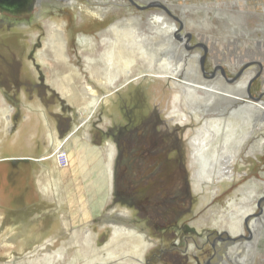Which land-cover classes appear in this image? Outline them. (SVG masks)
<instances>
[{
	"label": "rangeland",
	"instance_id": "1",
	"mask_svg": "<svg viewBox=\"0 0 264 264\" xmlns=\"http://www.w3.org/2000/svg\"><path fill=\"white\" fill-rule=\"evenodd\" d=\"M77 1L80 3L72 5L66 0L58 5L45 3L41 10L36 0L31 14L23 13L29 18L21 22L0 12V79L4 81L8 76L11 79L8 99L6 101L4 98L0 108V130L3 129L0 134L9 133L3 143L0 138V264H133L135 260L130 259L135 258L128 256L131 249L129 244L134 240L133 243L139 245L141 239L146 244V250L144 257L134 264L221 263L220 259L209 258L200 249L192 251L190 255L175 250L173 243L160 238L159 226L170 223L168 220L175 216L172 203H165L164 200L165 195L172 196L170 192L173 186L168 194L162 195V187L137 176L133 181L138 188L132 193L138 204L130 207L120 202L115 191L116 184L122 183L119 189L123 193L128 183L124 185L119 175L117 180L114 177L116 150L113 135L126 124V119L118 115L117 103L125 102L123 106H129L130 101L143 107L140 116L150 113L159 123L169 120L173 128L176 125L180 129L185 126L180 139L185 147V187L190 195L181 204L183 215L175 216L181 229L183 225H191L197 229H211L218 234L212 242L224 249V258L221 259L225 263L222 264H236L246 255L249 264H264V152L258 158L259 164L252 156L244 158L243 162L234 158L229 166L233 183L232 180H225L208 184V172L213 169V164L211 159L200 158L195 141L200 137L210 142L211 134L217 135L206 148L207 151H214L223 143V137V140L228 138L230 148L227 147L224 154L227 151L231 154L240 148L242 138L260 131L263 133L260 148L264 150V105L254 107L251 103L257 104L259 101L252 98L236 104L239 100L227 94V90L216 87L213 109H198L201 116L194 119L189 116L191 110L184 106L181 90L178 91L174 84L170 86L169 80L151 78L144 70H137L133 75L125 72L123 75L128 77H124L118 87H108L105 80H101L102 69L106 68L101 62L103 47L91 43L92 38L103 40L101 34L106 35L108 26L119 19L137 18L148 22L151 16L145 12L154 7L144 5L148 0ZM151 1H160L171 16L184 22L182 28L185 29L181 31L193 36L190 43L208 46L213 39L212 42L217 44V50L205 53L202 74L209 75L219 62L223 70L221 77H234L240 50L237 44H229L231 37L233 42L243 43L240 44L243 46L260 40L255 42L258 52L254 54L264 60V0ZM86 5L88 9L104 6L107 13H113L112 17L101 24V18L92 15ZM159 11L162 10L155 8L148 12ZM3 16H10L11 19H2ZM50 25L54 31L58 28L63 37L65 49L61 45L58 47L63 49L62 58L58 56L53 59L50 54L52 46L45 44L49 40ZM134 28L141 35L145 32L155 33L143 23H138ZM158 36L160 39L155 37L154 42L148 41V48L168 52L172 45L162 46L168 41L161 43L162 38L167 39L162 34ZM249 55L252 57V53ZM251 68L259 67L255 63ZM253 72L256 70L248 71L239 82ZM17 77H24L23 80L29 83L41 80L42 85L35 90L28 84L23 89V82ZM91 88L92 95L89 92ZM263 89L261 79L249 90L253 91V97L259 98L258 94ZM31 97L34 100L31 101ZM38 97L41 99L38 100ZM33 101L37 103L35 108L28 104ZM260 101L264 103L262 98ZM231 102L236 105L232 106ZM31 109H36V116L43 124H54L56 121L51 119L50 113L70 116L74 119L71 121L72 128L79 126L78 137L84 128L86 139L78 143L74 152L76 165L69 157V166L60 168L55 159L61 150L68 151L67 148L71 146L69 137L57 142L56 152L54 146H45L41 139L35 141L34 149H30L26 148L24 138H15L18 125L28 122L27 118L30 121L34 115L29 113ZM186 114L190 117L189 121L182 118ZM30 123L35 125L37 121L34 118ZM97 127H101L107 136L102 143L94 138ZM162 130L161 126L159 129L156 127L157 141L165 138ZM138 142L135 143L138 155L141 156L143 152L148 155L144 150L150 149L152 138H141ZM82 146L86 152L82 153ZM111 149L113 157L110 156ZM221 153L219 150V155ZM170 154L171 151H165L157 157L166 160ZM241 174H245V177L241 178ZM213 193H216L214 197ZM253 200H260L262 204H256ZM252 206L255 207V215L244 222L245 233L235 237V241H229L227 238L232 237L229 231L232 217H240ZM224 231H229V236ZM220 237L224 240H220ZM248 245L252 247V252L247 251ZM166 249L176 251L175 255L172 256L170 252L168 259L161 258L160 252Z\"/></svg>",
	"mask_w": 264,
	"mask_h": 264
},
{
	"label": "flooded vegetation",
	"instance_id": "2",
	"mask_svg": "<svg viewBox=\"0 0 264 264\" xmlns=\"http://www.w3.org/2000/svg\"><path fill=\"white\" fill-rule=\"evenodd\" d=\"M37 1L39 2V8L43 10L44 5L41 4V0H37ZM26 2L25 4L29 3V2L27 3ZM22 4L23 3L15 4L16 9H13L11 11H7L0 7V12H2L3 14H9L14 17L13 18L14 20L21 22L29 18L28 16L24 15L25 12H28V11H26L25 9H23V7H21ZM46 4H48V2H46ZM165 4L167 5V3ZM30 14L31 12L28 13V15ZM3 18L4 16L2 17V19ZM4 19H11V17L8 16L7 18H4ZM176 20L180 22L179 24L180 33L179 34L183 36L180 38L177 35L176 36L177 40H179L178 38H180L181 40L186 38L187 45L184 47V49L186 50L190 48L189 50L193 53V55L191 56H193L194 58H184L185 54L184 53L182 54L183 48L181 46H176L171 41H168L166 43L167 45H172V46L168 48V52L164 51V54H166L169 59L177 60L185 64V67L182 71V73H184V76L183 77L181 76V79L179 81V86L186 92L187 88L190 85L197 87L196 83L199 77L202 78L203 80L209 78L208 81H213L216 78V73L219 71L222 75L223 70H222L221 64L219 62H216L215 70L211 71L209 75L202 74L203 60H204L205 53L207 51L212 52V51L217 50V44L215 42H212L213 39L211 40V44H208V46L201 45V44H200L201 46H199L198 42H197V45L190 43V39L193 36L189 32L181 31V29L182 30L185 29V27L182 28L185 24L183 21H180V19L179 20L176 19ZM228 39L229 38H227V40ZM232 40H233V37H231V39L228 40L229 44L230 45L237 44L240 50V55L237 56V62H236L238 67H236L233 78L227 79V78L221 77L220 75V79H222L228 85H233V84L236 85L239 83V81L245 76V74L248 71L256 70L257 73H255V75L252 76L251 80L248 82V85L246 86L245 94H243L240 90H233V89L227 88V86L224 83H222L221 81H217L218 79H216L217 82H214L211 93H208V94L203 93L204 95L202 94V96L197 97L198 99L194 98L193 100H190L191 101L189 103L190 106L187 105L188 108L186 107L187 109H190L191 111L193 110L190 114H193L194 112H198V109H203L204 111L213 109V106L215 103L214 96L217 93V90H215L214 88L216 87H220L223 91L227 90L225 91L227 92V94L231 95L232 98L239 100V102H237L236 104L243 103V100L247 98H252L254 100L259 101L257 104L253 103L254 105L263 103L260 101V99L262 98L264 100V89L262 90L260 94H258L259 98L253 97L255 96L253 94V91L249 90L251 86H254V85H257V83H260L261 79L264 83V66L262 65V63H264V60L260 59V57H257V55L254 54L258 52V45H256L255 42L256 41L260 42V40H257V39L255 41L253 40L252 42H250V46L248 45L243 46V45H240L243 43H238L237 41L233 42ZM182 43L183 41L181 42V44ZM170 49H173V50L169 52ZM251 53H252V57L251 55H249ZM241 56L243 57L244 60L241 59ZM193 61L195 62V64L193 63ZM239 61L241 63H239ZM190 63H192V65H190ZM255 63L258 64L259 68L252 69L251 66ZM189 74L192 77L189 76ZM10 80L11 79L8 76L4 80V82L6 81L10 82ZM172 81L173 80H170L171 82L170 86H173L174 84ZM193 83H195V85ZM198 83H200V81ZM39 85H40V82H39ZM236 91H239V92H236ZM181 97L185 103L184 106H186V101L184 100V96L181 95ZM130 103L131 105L129 104V106L127 105L123 106L125 102L117 103L118 115L120 116V118L126 119V124L118 130L119 132L117 134L113 135V141H114V146L116 150L115 168H114L115 176L114 177L117 180V176L119 175L120 180L124 182V185L128 183V187L122 190V192L126 194V196L123 197L122 196L123 193H120L121 189H119L120 188L119 185H122V183L118 182L117 183L118 187H117V184L115 187L116 194L119 197L120 202H122L123 204H127L130 207H134L136 204H138L136 197L133 195V193L136 192V189L138 188L136 186L137 183L133 181L134 177L139 176L143 180H148V183L151 182L152 184H158L159 187L163 188L161 191L162 195H165L168 191H170V188L173 186L172 187L173 190L170 192L172 196L168 197L167 195H165L164 200L166 199L165 203H172L174 207L172 212L175 213V216L178 215L179 217L180 214L183 215L184 213L181 204L185 202V200H187L190 195V192L185 187V175H186L185 165H184L185 147L183 145V141L180 139L181 133L183 134V131H182L183 127L185 128V126L183 125H182L183 127L180 126L182 127V129H180L179 127L176 128V126L178 125L175 126L174 124L175 127L173 128V123L172 122L170 123L169 120L166 122L163 121L159 123L158 121L153 119V115H151L150 113L143 114L140 116V114L144 111L143 107L141 105H138L137 103L136 105H134V103H132L131 101ZM236 104L231 102L232 106ZM205 105H209V107L205 108L204 107ZM160 126L163 129L162 133H164L163 136L165 138L161 141L160 140L157 141L155 138L157 136L156 127H158L159 129ZM95 131H96L94 133L95 140L102 143L107 137L106 133L101 129V127H99ZM168 131L170 133H168ZM262 136H263V133L260 131H257L255 133H252L242 138L243 142L240 145V150L238 148L240 152L237 158L243 162L244 158L246 159L249 156H252L253 160L258 161L257 164H259L258 158L260 155H262L261 152H264V150L260 148V141L262 139L261 138ZM146 137L150 139L152 138V142L149 144L150 149L144 150L145 152H148V155L143 152L141 156H139L137 148L135 147V143H140L138 142V140H140L141 138H146ZM148 143L149 142H147V144ZM151 144H152V147H151ZM165 151H171V154H170L171 156L168 159L162 160L161 156L157 157L160 155V153L164 154ZM166 163H167V166H166ZM245 174L243 175L241 174L240 177L241 178L245 177ZM231 182L232 183L234 182V178ZM117 189H118V192H117ZM255 192L253 193L255 194ZM252 202H256V204H259V205L262 204V201L260 200L259 201L253 200ZM252 207L253 208H249V209H253L252 214L255 215V207L254 206ZM175 216L174 218H171V220H168L170 221V223L166 222L165 224L159 226L160 228L159 236L160 238L163 239V241H166L168 243L169 242L173 243L172 246L175 247V250L177 249V250H180V252L182 251L187 252L189 255L191 254L192 251L195 252L196 249H200L201 250L200 252L205 254L206 256L208 255L209 258L213 259L215 257L216 259H218L217 261H219L220 259L221 263L219 264L225 263L224 260L221 259V257L224 258L223 256L224 249L219 247L216 243L212 242L213 237L214 236L217 237L218 234H214L213 230L211 229H201V228L197 229V228L192 227L191 225H183L181 229L178 220L175 219ZM223 233L229 236L228 234L229 231L227 232L224 231ZM227 239L233 242L235 241L236 238H232L231 236H229ZM220 240H224V239L220 237ZM192 246L193 248H190ZM209 246H210V249H207V247ZM226 249H227V245H226ZM249 250L250 248L247 251L249 252ZM170 252H171V255L174 256L176 251H172V249L171 250L166 249L165 251H161L160 252L162 253L161 258L165 257L164 259H168ZM250 252L252 251L250 250ZM165 264H168V263L166 262ZM207 264H215V263H213L212 261Z\"/></svg>",
	"mask_w": 264,
	"mask_h": 264
},
{
	"label": "bare ground",
	"instance_id": "3",
	"mask_svg": "<svg viewBox=\"0 0 264 264\" xmlns=\"http://www.w3.org/2000/svg\"><path fill=\"white\" fill-rule=\"evenodd\" d=\"M61 1H64V0H41V4L44 5L46 2H48V3H54L55 5H58V3H61ZM66 1L68 3H71V5L73 3L74 4L80 3L77 0H66ZM28 2L29 3H27V5L26 4L25 5L27 6L26 11H28V13H29L32 9L35 8L36 0H30ZM102 4H103V2H102ZM144 5H146V7H154V8H149L148 11L155 10V8H160L162 11H159L156 13L146 11L145 14H148V15L150 14L149 16H151V19L148 22H145L143 19L141 21H139V19H137V18H135V20L134 19H126V18L119 19L117 22L112 23L108 26L107 29H109V31L106 33V35L101 34L102 36H100V37L103 40L93 39V38L91 40V43H93L94 45L100 44V46L103 47V48H101L103 50V52L101 54L103 56L101 58V62L104 63V67L106 66V68L102 69L103 70L102 75H104V76L101 75V80L104 79L105 83L108 87H115V88L118 87L117 85H119V82L124 77L125 78L128 77L126 75H123L125 72L129 73L130 75L131 74L133 75L134 73L137 72V70H144V72L146 74H148V76H151V78L157 77V78L166 80L167 82H168V80L169 81L173 80L172 82L174 83L175 88H177L178 91L181 90L180 94L184 96V100L186 101V106L187 105L190 106V104H189L191 102L190 100H193L194 98L202 96L203 93H205V94L211 93L212 92V86L214 85V82H217V81H221L229 89L240 90L243 94H245V90H246V86L248 85V82L251 80V77L254 76L255 73H257V71L248 75L244 81H242L241 83L239 82L236 85H234V84L228 85L227 83H225L222 79H220L221 73L218 71L216 73L215 80L208 81L209 78L203 80L202 78L199 77L197 79V83L195 82L197 87L190 85L187 88V91L185 92L179 86V81L181 79V76L182 77L184 76V73H182V71L185 67V64H183L182 62L177 61V60L169 59L168 56L166 54L162 53L159 49H156V51H154V50L151 51V48H148L149 47L148 41L154 42L155 37H157L156 39H158V38L160 39V37L158 35L162 34V36H165L167 40H163V38H162V40H160L161 43H164L165 41H171L176 46H181L183 48L182 54L183 53L185 54L184 58H194L193 56H191V55H193V53L189 50L190 48H188L186 50L184 49V47L187 45L186 38L183 40L180 39V40H178L180 42H177V37H176L177 35H179L180 38L183 37L179 34L180 33V25H179L180 22H178L173 16H171V13L169 12V10L166 7H164L160 1L148 0L145 2ZM103 7L96 6L94 9H92V8L88 9L89 6L87 7V5H86V8L88 10H90L89 12L92 15L101 18V20H100L101 24L107 22L109 20L110 16L113 14V13H107L106 12L107 10L104 9ZM84 9L85 8L83 7V10ZM103 17H105V18L102 20ZM141 18H142V16H141ZM170 18H172L175 22L171 21ZM138 23L146 24L147 28L150 31L155 32V33L152 35V33L145 32L144 35H141L140 33H138L137 29L134 28ZM53 26L55 27L56 25L52 24V27ZM51 30H52V28L50 25V28L48 30L50 33V35L48 34L49 40H47L45 42V44L52 46V49H50V51L52 53H50V54H52L51 57L53 59L59 58L58 56H61L60 58H62L64 55L63 49H59L58 47H60V45H61V47L63 46V43H64L63 37L61 36V32L58 31V28L55 31H54V29L52 31ZM141 32H143V31H141ZM182 41H183V43L181 44ZM165 45H166V43H164L162 46H165ZM63 48H64V46H63ZM64 53L68 59L69 57L67 55V52L65 51ZM193 63L195 64L194 61H193ZM89 64H91V63H89ZM121 75H123V76H121ZM216 79H218V80L216 81ZM199 81H200V83H198ZM195 83H193V84L195 85ZM89 92H91V95H92L93 89L91 88L89 90ZM236 92H239V91H236ZM202 101H203V99H202ZM253 103H251V104L254 105ZM258 105L262 106L263 103L262 104L260 103ZM258 105H254V107L255 106L258 107ZM204 107L207 108V107H209V105H205ZM182 116L181 117L183 119H186L189 121V118H190L189 116H192L194 118H200L201 115L198 112H194L193 114H189V116L187 114L182 115ZM224 134H226V133H224ZM211 135H210L211 140H213L214 137L217 136L215 134L214 135L211 134ZM202 139H200V137H198V139L195 140L198 144L197 150L200 153L199 156L201 159H211V161L210 160H208V161H210L213 164L212 165L213 169H211L208 172L209 175L207 178L210 180L208 182V184L213 183V182L218 183V182H222L225 180L231 181L232 178L230 175V167L229 166H230L232 160L238 156L240 148L235 153L231 152V154H228L229 151H227L224 154V150H226L227 147L230 148L229 147L230 143L228 142L229 141L228 138H227V140H223L224 139V137H223L221 140V141H223V143H221V145L219 144L218 150L212 151V149H210L209 151H207L206 148H209V143L211 142V140H210V142H207V141H205L206 140L205 138H202ZM234 140H235V138H234ZM224 141H225V143H224ZM210 148H211V145H210ZM215 148H217V144H216ZM112 150L113 149L110 150V156L113 157L114 155L112 153ZM219 150L222 151V153L220 155H219ZM237 152H238V154H237ZM67 153H68V151H67ZM210 154H211V156H210ZM110 168L111 167L109 166V169ZM107 172H108V170H107ZM214 195H216V193H213L212 196L214 197ZM252 210L253 209H249V210L247 209L246 212H244V214L241 215L240 217H237V215H235L236 217H234V216L232 217V219H231L232 221L230 220L231 222L229 223V231L232 234V238L233 237L235 238L237 236H240V234L245 233L244 232V230H245L244 229V222L247 220L248 217L253 215ZM240 211H242V210H240ZM249 229H250V227H249ZM252 233L254 234V231H252ZM142 237L143 236H141V238ZM133 242H134V240H131L132 244L131 243L129 244L131 249H130V254L128 256L131 258H135V259H130V261L131 260L137 261V259L141 260L144 257V252L146 250V244L144 243V241L142 239H141L139 245H137V244L135 245ZM248 246H249V248H252V247H250V245H248ZM191 248H193V246ZM246 256H248V255H246ZM246 256H244L243 259H241V261L236 262V264H249L248 260L245 259ZM134 262H133V264H134Z\"/></svg>",
	"mask_w": 264,
	"mask_h": 264
},
{
	"label": "crops",
	"instance_id": "4",
	"mask_svg": "<svg viewBox=\"0 0 264 264\" xmlns=\"http://www.w3.org/2000/svg\"><path fill=\"white\" fill-rule=\"evenodd\" d=\"M24 77H17V79L20 80V82H23V85L21 86V88L26 89V85L30 84L31 87L33 89H38L42 84H41V80H39V82H34V83H29L25 80H23ZM11 83L10 82H4L0 79V108L1 106H3L2 101L5 100L7 101L8 96H7V90L8 88L11 87V85H9ZM18 85V84H17ZM37 98V96H36ZM40 100L41 98L38 97ZM31 101L34 100V97L29 98ZM5 103V102H4ZM29 107L31 108H35L37 106L36 101H33L31 103H28ZM27 107V106H26ZM29 113H34V115L30 118V121L33 120L34 118L36 119L37 123L35 125L31 124L29 119L26 117H24V119L27 118L28 122H22L18 125V128L16 129V135L17 139H25V143L26 148H30V149H34V143L35 141H37L38 139H41L44 143L45 146H50L51 148L54 146V151L56 152V145L57 142H62L63 140H66L68 137L71 138V146L67 148L68 152H69V157H71L72 159V164L76 165L77 162H74V152L76 150V146L78 145V143L85 141L84 139H86V131H84L82 129L81 131V135H79V137L77 136V130L79 126H76L74 128L73 127V123H71L70 121H73L74 119L70 118V116L64 115V114H60L61 116H58L59 113H50V117L51 119H55L56 121L54 122H49V123H45L43 124L41 122V120L36 116L37 115V111L32 110ZM70 120V121H69ZM9 130V129H8ZM0 132H3V129L0 130ZM79 134V133H78ZM9 137V133L7 134H0V138H1V142L3 143L4 139H8ZM91 139V138H90ZM47 142V143H46ZM2 145V144H1ZM24 147V145H23ZM22 147V148H23ZM83 149V150H82ZM82 153L86 152L85 151V147L82 146ZM54 152V155H55Z\"/></svg>",
	"mask_w": 264,
	"mask_h": 264
},
{
	"label": "water",
	"instance_id": "5",
	"mask_svg": "<svg viewBox=\"0 0 264 264\" xmlns=\"http://www.w3.org/2000/svg\"><path fill=\"white\" fill-rule=\"evenodd\" d=\"M28 2V0H0V7L2 9H5L7 11H11L13 9H16V5L17 3H23L21 5V7H23V9H27V6H25V2ZM26 2V3H27ZM24 5V6H23ZM27 5V4H26Z\"/></svg>",
	"mask_w": 264,
	"mask_h": 264
},
{
	"label": "built area",
	"instance_id": "6",
	"mask_svg": "<svg viewBox=\"0 0 264 264\" xmlns=\"http://www.w3.org/2000/svg\"><path fill=\"white\" fill-rule=\"evenodd\" d=\"M56 162L60 168H66L69 166V156L66 150H61L55 156Z\"/></svg>",
	"mask_w": 264,
	"mask_h": 264
}]
</instances>
